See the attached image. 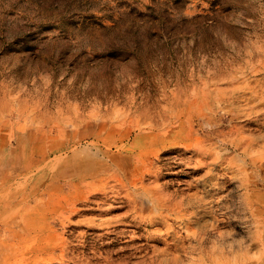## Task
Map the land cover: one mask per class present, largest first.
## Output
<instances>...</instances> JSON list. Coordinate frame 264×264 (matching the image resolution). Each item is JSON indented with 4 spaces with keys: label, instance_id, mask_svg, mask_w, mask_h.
<instances>
[{
    "label": "rangeland",
    "instance_id": "obj_1",
    "mask_svg": "<svg viewBox=\"0 0 264 264\" xmlns=\"http://www.w3.org/2000/svg\"><path fill=\"white\" fill-rule=\"evenodd\" d=\"M0 264H264V0H0Z\"/></svg>",
    "mask_w": 264,
    "mask_h": 264
},
{
    "label": "crops",
    "instance_id": "obj_2",
    "mask_svg": "<svg viewBox=\"0 0 264 264\" xmlns=\"http://www.w3.org/2000/svg\"><path fill=\"white\" fill-rule=\"evenodd\" d=\"M199 190H204L205 188L203 187V186H201V187H197ZM250 198H247V197H244L243 199H242V204H252L253 205V203L249 200ZM211 235H213V232H212V234ZM211 255H214V254H216L217 252H214V249H213V247L211 248ZM199 262H201V261H199Z\"/></svg>",
    "mask_w": 264,
    "mask_h": 264
}]
</instances>
